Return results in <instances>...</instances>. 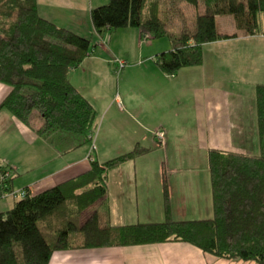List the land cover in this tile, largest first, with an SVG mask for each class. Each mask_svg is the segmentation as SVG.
I'll list each match as a JSON object with an SVG mask.
<instances>
[{"label":"crops","instance_id":"obj_1","mask_svg":"<svg viewBox=\"0 0 264 264\" xmlns=\"http://www.w3.org/2000/svg\"><path fill=\"white\" fill-rule=\"evenodd\" d=\"M36 2L40 16L58 27L102 39L91 20L93 0ZM260 21L259 34L240 33L206 44L202 65L174 75L158 69L155 54L148 66L137 63L129 68L124 59L113 57L118 54L111 47L112 37L100 44L101 50L92 51L69 74L97 114L91 143L62 132L42 137L38 131L44 120L38 112L27 126L0 108V167L14 173L11 192L0 194V213L12 209L23 191L37 196L58 186L66 190L69 209L76 207V197L97 183L91 174L93 162L103 165L141 149L143 154L107 171V193L82 213L81 224L95 213L112 227L163 223L166 185L174 221L213 218L209 152L259 153L256 89L264 85L263 15ZM208 47L213 57L212 50L206 53ZM100 51L103 55H97ZM119 60L127 65L118 68ZM10 92L0 83V107ZM157 131L164 132V144L155 138ZM2 185L0 174V190ZM49 264L257 263L224 260L187 243L166 242L59 250Z\"/></svg>","mask_w":264,"mask_h":264},{"label":"trees","instance_id":"obj_2","mask_svg":"<svg viewBox=\"0 0 264 264\" xmlns=\"http://www.w3.org/2000/svg\"><path fill=\"white\" fill-rule=\"evenodd\" d=\"M161 1L110 0L92 9L94 30L100 37L131 28L140 30L146 41L163 38L168 31L161 17ZM168 1L192 6L198 14L194 29L178 39L180 46L154 60L163 74L202 65L206 44L261 32L264 0ZM226 16L233 17L238 33L219 32L216 18ZM91 51L89 39L42 18L36 0H0V83L11 88L0 108L27 126L38 112L44 120L38 131L42 137L62 132L85 138L83 144L91 143L96 111L69 78L70 71ZM256 115L257 155L209 152L213 218L174 221L166 185L163 223L112 227L95 213L81 224L82 213L107 193V171L145 152L136 149L103 165L93 162L91 174L97 183L77 196L76 207L71 209L64 186L37 196L26 190L12 209L0 213V264H49L59 250L166 242L187 243L224 260L264 264V85L256 89ZM12 181L3 183L0 194L11 192Z\"/></svg>","mask_w":264,"mask_h":264},{"label":"rangeland","instance_id":"obj_3","mask_svg":"<svg viewBox=\"0 0 264 264\" xmlns=\"http://www.w3.org/2000/svg\"><path fill=\"white\" fill-rule=\"evenodd\" d=\"M109 1L110 0H93V2L91 3L94 4L92 5L93 8H97V7L108 4ZM168 2H169L168 0H162L160 4L161 17L167 23V31H168L167 36L163 38L147 40V41L144 39H141L140 37L139 39H136V36L133 33H138V35L141 36V32L140 30L131 29V28H129L128 30L120 29L117 31H113L112 33H109L106 36H103L102 39L101 38L99 39V37L95 35L89 34L87 36L88 38L87 37L86 38L91 41L92 51L100 49L101 48L100 44L102 43L103 45L104 44L106 45L108 41L110 40V38L112 37L113 41H112L111 47L118 54L113 57L116 59L117 58L124 59V61L130 65L129 66L130 68L132 66H137V63L145 64V66H148L147 63L151 64L150 61L152 59V54H155V58H156L158 54L160 55L162 53L169 52L176 47H179L180 42L178 41V39L181 38L184 32H191L194 29L195 19L198 13L195 8L185 3L178 2L173 5L170 2L169 3ZM216 24H217L218 30L221 32H227L228 34L238 33L236 27L234 26L233 17L231 16L217 17ZM76 34L80 35L81 33H76ZM103 38H105L104 39L105 42H103ZM98 44H99V47H97ZM108 46H110V44ZM212 49H213L212 47H208V48H205V51L207 53L208 51H211ZM212 52L214 51L213 50L211 51L210 53L211 57H213ZM100 53L101 51L97 55H99ZM124 61L122 60L117 61L116 64L118 68H121L122 66L125 67L127 65V63H125ZM155 138H156V135H155ZM157 141L160 144H164L165 137H164L163 142H160L158 139ZM6 170H9L8 167L6 166L0 167L1 179H2L3 172ZM11 178H13V175ZM53 239L54 237L51 238V241H53Z\"/></svg>","mask_w":264,"mask_h":264},{"label":"built area","instance_id":"obj_4","mask_svg":"<svg viewBox=\"0 0 264 264\" xmlns=\"http://www.w3.org/2000/svg\"><path fill=\"white\" fill-rule=\"evenodd\" d=\"M124 67V66H122ZM156 138L160 141V142H163L164 141V137H165V134L161 131H158L156 132ZM12 177V172L10 170H6L3 172V175H2V182L3 183H6L8 182ZM20 195L22 197H25L26 196V193L23 191L22 193H20Z\"/></svg>","mask_w":264,"mask_h":264}]
</instances>
